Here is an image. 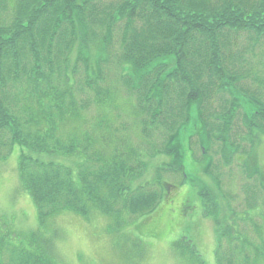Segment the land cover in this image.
Instances as JSON below:
<instances>
[{"label": "trees", "instance_id": "obj_1", "mask_svg": "<svg viewBox=\"0 0 264 264\" xmlns=\"http://www.w3.org/2000/svg\"><path fill=\"white\" fill-rule=\"evenodd\" d=\"M9 2L14 6L7 13L8 1L0 0V131H10V145L25 149L18 159L19 181L36 206L38 228L28 238L34 250L19 249L12 242L10 223L0 218V264H59L49 252L57 240L46 239L42 229L50 226L56 234V221L65 213L86 219L100 213L120 226L126 223L122 213L137 219L150 214L177 188L166 174L177 176L181 185L189 178L182 176L184 135L194 159L204 162L215 180L211 152L216 146L227 165L239 155L247 162L264 137V101L244 88L254 62L264 60V0ZM114 36L119 85L130 97L126 115L135 117V132L144 144L133 146L126 125L114 127V95L100 86ZM85 91L93 94L89 103L99 107V121L88 128L85 123L75 126V136L68 135L65 142L55 135L67 123L65 117L75 121L89 110V104L80 107L78 102L77 95ZM14 100L31 114L35 107L47 112V128L26 131ZM35 116L29 122L38 127ZM239 119L244 125L237 136L234 122ZM156 155L165 160L148 179L151 171L144 162ZM60 156V163L53 160ZM66 157L72 158L71 166L63 164ZM243 166L249 179L257 174L262 180L257 189L248 186V197L264 193L262 169L255 166L251 172ZM201 191L205 212L217 220L223 211L220 196L209 187ZM253 202L240 221L262 233L264 219L260 224L250 214L263 213L254 211L260 199ZM245 230L234 223L224 226L219 264L264 259V247L252 243Z\"/></svg>", "mask_w": 264, "mask_h": 264}, {"label": "rangeland", "instance_id": "obj_2", "mask_svg": "<svg viewBox=\"0 0 264 264\" xmlns=\"http://www.w3.org/2000/svg\"><path fill=\"white\" fill-rule=\"evenodd\" d=\"M7 1V13H9L13 10L14 3ZM114 42L115 44L110 48L112 50L109 55L111 61L104 66V77L100 86L108 87L114 95L112 107L110 105L114 127L120 128L122 124L126 125L124 127L130 129L131 137L129 138L133 146L140 145L139 132H135L137 128L135 117L126 115L127 105L129 106L127 101L130 97L119 85L121 69L118 61L119 48L115 36ZM253 65L252 76L246 77V87L244 88L246 91L258 94L264 101V60H256ZM76 68L79 74L83 73L80 64L76 65ZM10 84L14 83L10 82ZM17 85L21 86V84ZM249 87L252 88L249 89ZM84 93L86 95H77L78 102H80V107L89 104V110L83 112L75 121L68 116L65 117L67 123L55 135L65 142L68 140V135L75 136V126L85 123L84 128H88L95 121H99V107L94 103H89L90 96L93 94L88 95L86 91ZM13 104L19 110L20 117L18 118L26 131L34 133L36 130L41 131L47 128L45 120L47 112L35 107L34 110L37 109V111L31 114L28 109L24 108L22 101L14 100ZM35 114L37 120L40 121L38 127L29 122L30 115ZM241 124L244 125L242 119L234 122L237 136L243 132ZM9 132L8 130L0 131V156L10 149L12 136ZM185 136L182 144L185 151L184 174L189 177L186 183L180 185L177 176L165 175L166 179L177 188L172 189L160 201L156 209L144 217L137 219L138 216L122 213L126 219V223L122 226L115 222L113 217L100 213L93 214L90 219L65 213L56 221V226L59 227L57 231L55 230L56 234L50 226L42 229L46 239L55 237L53 238L54 244L57 240L54 249L48 250L53 254V258L59 264H217L218 234L226 225L223 224L225 221L229 225L234 223L238 230L246 229V234L250 235L251 242L264 247V231L256 233L252 231L250 225L247 226L240 221L245 213L250 211L249 207L253 205L252 203L255 205L253 201L257 197L260 199V208L254 211L262 209L263 215L257 216L259 212L250 214L256 216L255 219L260 224L264 219V193L260 192L256 197H248L247 193L248 186L257 189V185L259 187L262 180L257 174L247 180L242 173L245 171L244 164H247V167L253 172V162L258 163L260 165L258 167L264 169V141L259 144L249 161L245 163L238 164L237 159L234 158L233 163L227 165L224 154L219 149L220 145L212 150L211 155L214 158L212 173L220 183L218 189L216 180L210 177L205 170L206 164L197 162L193 153L189 151ZM148 148L150 151V146ZM23 150L25 151L24 148L15 145L6 158H0V218L10 223V233H14L12 238L14 245H19L17 246L19 249L34 250V247L29 244L28 238L32 231L38 228V213L35 204L22 189L19 181L18 159ZM157 156L148 160L149 165L144 162L148 166V171H151L147 175L148 179L154 177L153 167L165 160L164 157ZM53 160L59 162L62 157H53ZM71 163L72 158H64V165L71 166ZM202 187L214 189V192L220 196V205L223 207V211L217 215L220 224L205 214L203 198L200 195ZM120 208V205L116 206V209ZM8 239H11V234L8 235ZM20 244H23V247ZM9 251L11 250L5 251L3 259L8 258ZM249 255L254 258L255 252H251ZM263 261L264 259L257 258L256 264H264Z\"/></svg>", "mask_w": 264, "mask_h": 264}]
</instances>
